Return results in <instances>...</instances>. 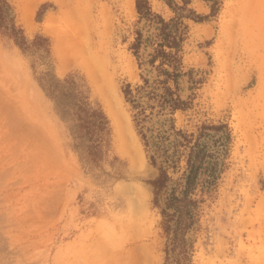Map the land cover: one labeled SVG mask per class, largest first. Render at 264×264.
Here are the masks:
<instances>
[{"label": "rangeland", "instance_id": "rangeland-1", "mask_svg": "<svg viewBox=\"0 0 264 264\" xmlns=\"http://www.w3.org/2000/svg\"><path fill=\"white\" fill-rule=\"evenodd\" d=\"M136 1L8 0L29 47L0 29V264H178L162 207L198 140L214 183L192 194L182 264H264V0H192L205 19H181L177 81L151 62L161 24ZM46 86H78L104 112L97 154ZM164 86L184 110L162 106ZM160 167L171 179L156 204Z\"/></svg>", "mask_w": 264, "mask_h": 264}, {"label": "trees", "instance_id": "trees-1", "mask_svg": "<svg viewBox=\"0 0 264 264\" xmlns=\"http://www.w3.org/2000/svg\"><path fill=\"white\" fill-rule=\"evenodd\" d=\"M166 4L176 13V16L170 20H166L161 15L152 12L148 0H137L136 7L138 13L142 17H154L158 19L159 40L156 44L155 54L152 56L151 62L161 59V65L169 64L174 67V71L165 70L169 78L175 81L179 76L177 72L180 62L179 52L181 51L182 42L184 40L181 25H183L182 18L188 17L196 21H201L205 17L200 16L194 9L188 8L192 0H164ZM184 10H188L184 14ZM216 13L215 5H212V15ZM0 29L13 38L15 42L24 50L28 46L23 30L17 26L15 21V14L11 4L8 0H0ZM142 33H138L137 42L134 43L133 48L137 53L141 45ZM42 39L41 37H36ZM176 61V62H175ZM178 88V86H176ZM49 95L54 98L61 108L62 115L70 117L72 121V129L76 138L81 141L88 140L90 142V154H97L102 142L104 141L105 131L108 129V119L103 111L94 108L87 97L79 90L78 86H46ZM164 94L162 106L168 104L171 110H184L186 102L182 100L179 95L176 96L171 86H164ZM126 97L131 100L130 87L124 89ZM139 124V123H138ZM214 128V126H212ZM221 128V126H216ZM145 145L151 148V141L146 134L139 130ZM155 144V143H154ZM173 156V155H172ZM214 153L209 152L207 145L201 143L199 140L195 142L188 156V166L183 175V185L178 192L177 188L171 189L167 193L164 206L162 207V214L164 215V229L170 236V248H168V256L173 258L178 264H182V257H188L186 234L190 230L194 221L193 206L196 205V200L192 198V194L197 188L199 182L204 179L206 185L214 183ZM152 163L156 162V157L151 156ZM205 175V176H204ZM203 176L205 178H203ZM168 171L160 167L159 175L150 183L154 188L155 202L160 204V196L168 188L170 181ZM172 211V212H170Z\"/></svg>", "mask_w": 264, "mask_h": 264}, {"label": "bare ground", "instance_id": "bare-ground-1", "mask_svg": "<svg viewBox=\"0 0 264 264\" xmlns=\"http://www.w3.org/2000/svg\"><path fill=\"white\" fill-rule=\"evenodd\" d=\"M103 245V244H102ZM100 246H101V244H100ZM100 246H98V248L100 247ZM101 247H103V246H101ZM112 246H110L109 248H111ZM103 248H105V247H103ZM106 248H107V246H106ZM134 253V252H133ZM135 254V253H134ZM123 255V254H122ZM126 255V254H125ZM121 258V257H120ZM120 258H119V260H120ZM130 259V258H129ZM131 260V259H130Z\"/></svg>", "mask_w": 264, "mask_h": 264}]
</instances>
